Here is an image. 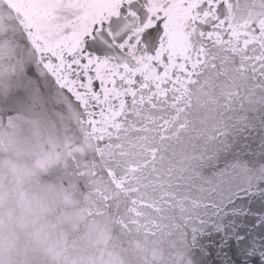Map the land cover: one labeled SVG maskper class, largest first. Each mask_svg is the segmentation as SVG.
<instances>
[{
  "label": "snow or ice",
  "instance_id": "1",
  "mask_svg": "<svg viewBox=\"0 0 264 264\" xmlns=\"http://www.w3.org/2000/svg\"><path fill=\"white\" fill-rule=\"evenodd\" d=\"M256 104L264 0H0V264H264Z\"/></svg>",
  "mask_w": 264,
  "mask_h": 264
},
{
  "label": "water",
  "instance_id": "2",
  "mask_svg": "<svg viewBox=\"0 0 264 264\" xmlns=\"http://www.w3.org/2000/svg\"><path fill=\"white\" fill-rule=\"evenodd\" d=\"M215 157L214 164L233 166L243 164L245 172L251 171L247 165L259 164L255 181L264 182V105L256 104L243 109L224 129L223 135L215 144ZM204 171L205 175H208L211 169L206 167ZM242 191L245 195L240 196L239 199L247 201L248 205L254 202V198L264 202V189H257L254 194L247 188ZM245 211L249 209L245 207ZM250 214L261 215V218H264V214L254 212Z\"/></svg>",
  "mask_w": 264,
  "mask_h": 264
}]
</instances>
